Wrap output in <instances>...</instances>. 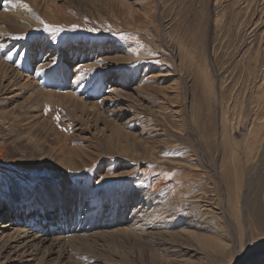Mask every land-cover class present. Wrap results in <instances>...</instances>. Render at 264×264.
Wrapping results in <instances>:
<instances>
[{
  "label": "rangeland",
  "instance_id": "obj_1",
  "mask_svg": "<svg viewBox=\"0 0 264 264\" xmlns=\"http://www.w3.org/2000/svg\"><path fill=\"white\" fill-rule=\"evenodd\" d=\"M24 3L0 39V195L61 181L102 215L152 199L138 235L70 247L79 264H264V244L237 257L264 237V0Z\"/></svg>",
  "mask_w": 264,
  "mask_h": 264
},
{
  "label": "bare ground",
  "instance_id": "obj_2",
  "mask_svg": "<svg viewBox=\"0 0 264 264\" xmlns=\"http://www.w3.org/2000/svg\"><path fill=\"white\" fill-rule=\"evenodd\" d=\"M12 1L14 2L13 5H11L12 10H8V12L4 11L3 14L1 12V15H2L0 16V39L1 40H4L3 37L6 35L5 30L6 31L10 30L5 27L6 25L8 27V25H10L11 22H13L14 20L20 19V18L23 19V16H24L23 9L26 8L24 2L30 1L34 3L35 5L38 3L39 4L41 3V4H44L46 8L48 9H52L53 7H56V4L54 3L55 0H12ZM38 6L40 7V5ZM52 10L53 12H55L54 9ZM13 24L16 25L15 23ZM5 37H7V35ZM1 63L2 64H0V67L7 66L5 64L3 65L4 62H1ZM5 70H6V67H5ZM28 81H30V79ZM32 82H35V81L32 80ZM51 95H52L51 92H48L47 96L48 97L50 96L51 98ZM68 96L70 95L66 96L68 99L70 97H73L72 95L70 97ZM25 120H28L26 121L28 123L33 122L32 123V126L34 127L32 128L33 130L36 129L40 133H44L46 131V127H45L46 120L44 118H41L37 115H32L29 117L27 116ZM47 124L50 125V123H47ZM48 128H51V127H48ZM52 131H54L52 132V134L54 135V138L56 141L57 139H62V140L64 139V137H61L62 136L61 132H59L58 130H52ZM11 187L12 189L8 195H6L5 197L0 195V251H1L0 258H2L3 256H6L7 257L6 260L12 259L13 261V260H18L17 257H24V258L26 257L28 258L26 259V264H50L51 261H55V264H79L75 260H72L74 258H71L72 255L70 251L71 250L70 247H74V244H76L77 242L87 244L89 238L91 237H94V236L98 237L99 234L103 235L102 233L111 234L112 233L111 226H114V225H116L115 227L116 228L118 227L119 230L122 229L125 232V234L126 233H131V234L136 233L138 235L139 229H142L140 227L143 224L149 223L148 222L149 214L147 213L148 209H146V206L144 205V203L147 202L149 198L148 199L142 198V196L137 195L136 193H133V192L130 194L122 193L121 198L118 202H117V198H109L112 201L111 202L112 205H115V203H117L116 205L120 204L121 209L120 210L115 209L112 211L106 210L105 215H102V211L105 208L104 205L106 204L105 201H100V202H96V200L87 201L88 197L86 196L87 195L86 191L79 190L73 187L69 189V186L62 183L61 181H46L43 183H39L35 187L34 186L28 187L27 185H23L20 182L15 181L14 184L12 183ZM93 194L103 196L100 193H93ZM105 196L106 195H104L103 197L105 198ZM150 200L152 199H149V201ZM135 201L137 203L132 205L133 202ZM131 205H132L131 207L132 211L129 210V207ZM154 213L155 212H153L152 214ZM156 214L158 215L159 213H156ZM169 216H172V215L169 214ZM162 217L163 218H157L153 216L152 218L150 217L151 218L150 221H153L155 223H156L155 220L157 219H160L161 221H163V219H165L166 217L165 214ZM30 218L33 221L26 222ZM151 223L152 222H150L149 224ZM113 230L114 228L112 229V231ZM120 233H123V232L121 231ZM149 234H152V233L149 232ZM159 234L161 236L160 232ZM167 234H169V232ZM196 237L199 238L198 236ZM196 237H195V240H196ZM137 238L138 237L135 236V240H138ZM216 240H219V239H216ZM207 241L205 240L206 243ZM213 241L214 240H212V242ZM197 242H199V240H197ZM200 244H201V241H200ZM207 246L210 247L209 244ZM255 249H257V247L250 248L247 254L251 250L255 251ZM213 251H214V247H213ZM3 254H6V255H3ZM247 254L243 255L242 259H244V257ZM5 262L6 261H4L3 264H7L11 261L7 263ZM15 262L16 261H14L13 264H19V262H16V263Z\"/></svg>",
  "mask_w": 264,
  "mask_h": 264
},
{
  "label": "snow or ice",
  "instance_id": "obj_3",
  "mask_svg": "<svg viewBox=\"0 0 264 264\" xmlns=\"http://www.w3.org/2000/svg\"><path fill=\"white\" fill-rule=\"evenodd\" d=\"M5 2L8 3V4H11L12 3V0H5ZM76 27H77V25H72V28L73 29H75ZM44 28L48 32H57V33H60V32H63L64 31V29H62L60 27H57V26L50 25V24H45L44 25ZM91 31H96V29H91ZM7 58L9 60H11L12 59V54L11 53L7 54ZM44 70H45L44 68L38 67L37 68V74L42 73ZM57 119H59V117H57ZM258 244H264V237H262L259 240L254 241L252 243H245L243 250H239L237 252V257L238 256H242L250 248H255Z\"/></svg>",
  "mask_w": 264,
  "mask_h": 264
}]
</instances>
